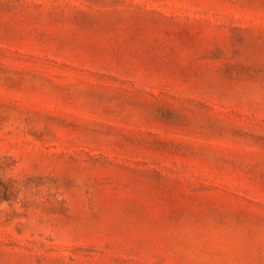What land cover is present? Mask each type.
Returning a JSON list of instances; mask_svg holds the SVG:
<instances>
[{"label":"rangeland","instance_id":"obj_1","mask_svg":"<svg viewBox=\"0 0 264 264\" xmlns=\"http://www.w3.org/2000/svg\"><path fill=\"white\" fill-rule=\"evenodd\" d=\"M0 264H264V0H0Z\"/></svg>","mask_w":264,"mask_h":264}]
</instances>
